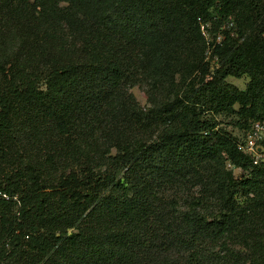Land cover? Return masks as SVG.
Segmentation results:
<instances>
[{
  "label": "trees",
  "instance_id": "16d2710c",
  "mask_svg": "<svg viewBox=\"0 0 264 264\" xmlns=\"http://www.w3.org/2000/svg\"><path fill=\"white\" fill-rule=\"evenodd\" d=\"M218 115L264 120V0H0V264H264Z\"/></svg>",
  "mask_w": 264,
  "mask_h": 264
},
{
  "label": "rangeland",
  "instance_id": "374dc122",
  "mask_svg": "<svg viewBox=\"0 0 264 264\" xmlns=\"http://www.w3.org/2000/svg\"><path fill=\"white\" fill-rule=\"evenodd\" d=\"M231 25H232L231 23H229L228 26L223 25L218 30V32H217L218 35H221L222 31L224 29H228ZM205 36L208 37V33L206 31H205ZM217 40H219V38H217ZM212 66H215L214 61H212ZM226 80H227V82L235 85L237 88L243 90L246 87V84L249 81V78L247 76H242L240 78H235V77L229 76ZM145 90H146L145 85L142 83L136 84L131 88V92L134 94L138 103L142 107L147 106V98H146V91ZM216 118L218 120V127L226 130L232 136L239 137L243 133L237 127L234 126V124H233L234 120H235L234 117L228 116V115H218ZM233 174L236 178H239L241 176H244L246 174V172L241 170V169L234 168Z\"/></svg>",
  "mask_w": 264,
  "mask_h": 264
},
{
  "label": "built area",
  "instance_id": "2783aa9c",
  "mask_svg": "<svg viewBox=\"0 0 264 264\" xmlns=\"http://www.w3.org/2000/svg\"><path fill=\"white\" fill-rule=\"evenodd\" d=\"M238 150L248 156L251 163L264 169V120L255 121L239 136ZM231 167L230 164H228Z\"/></svg>",
  "mask_w": 264,
  "mask_h": 264
}]
</instances>
